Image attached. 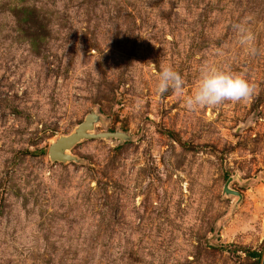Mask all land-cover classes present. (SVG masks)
<instances>
[{"label": "rangeland", "instance_id": "374dc122", "mask_svg": "<svg viewBox=\"0 0 264 264\" xmlns=\"http://www.w3.org/2000/svg\"><path fill=\"white\" fill-rule=\"evenodd\" d=\"M204 65L251 96L188 110ZM92 113L129 140L52 161ZM243 249L264 255V0H0V264H263Z\"/></svg>", "mask_w": 264, "mask_h": 264}, {"label": "clouds", "instance_id": "9594fccd", "mask_svg": "<svg viewBox=\"0 0 264 264\" xmlns=\"http://www.w3.org/2000/svg\"><path fill=\"white\" fill-rule=\"evenodd\" d=\"M240 31L243 33L242 28ZM250 38V36H242V42ZM183 86L184 80L177 71L171 67L162 69L158 83L160 93L171 88L177 95H183ZM252 91V86L242 74L204 65L201 68L197 87L192 95L186 98L185 104L188 110L195 111L201 107L215 106L225 101L246 100L251 96Z\"/></svg>", "mask_w": 264, "mask_h": 264}, {"label": "water", "instance_id": "95a60500", "mask_svg": "<svg viewBox=\"0 0 264 264\" xmlns=\"http://www.w3.org/2000/svg\"><path fill=\"white\" fill-rule=\"evenodd\" d=\"M99 121V116L92 113L87 116L85 122L71 135L61 137L50 147V158L54 162H72L76 161L70 151L81 141L86 139H119L121 141L129 140V136L122 132L116 133H101L95 134L96 123ZM69 152V154H68ZM227 193H230L227 190ZM264 264V260H263Z\"/></svg>", "mask_w": 264, "mask_h": 264}, {"label": "trees", "instance_id": "16d2710c", "mask_svg": "<svg viewBox=\"0 0 264 264\" xmlns=\"http://www.w3.org/2000/svg\"><path fill=\"white\" fill-rule=\"evenodd\" d=\"M243 251H245V253L253 259H258L259 261H261L264 258V255H262L261 253H258L252 250H244V249ZM235 252H238V249H235Z\"/></svg>", "mask_w": 264, "mask_h": 264}, {"label": "bare ground", "instance_id": "6f19581e", "mask_svg": "<svg viewBox=\"0 0 264 264\" xmlns=\"http://www.w3.org/2000/svg\"><path fill=\"white\" fill-rule=\"evenodd\" d=\"M56 142H57V141H55L54 143H56ZM54 143H53V144H54ZM68 154H69V152H68Z\"/></svg>", "mask_w": 264, "mask_h": 264}]
</instances>
